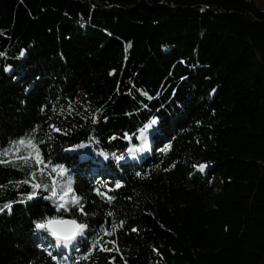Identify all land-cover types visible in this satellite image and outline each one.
I'll list each match as a JSON object with an SVG mask.
<instances>
[{
    "label": "trees",
    "instance_id": "1",
    "mask_svg": "<svg viewBox=\"0 0 264 264\" xmlns=\"http://www.w3.org/2000/svg\"><path fill=\"white\" fill-rule=\"evenodd\" d=\"M0 52V145L26 133L43 141L49 164L36 181L59 187L51 168L62 165L88 213L61 215L86 233L112 231L101 233L111 251L69 247L60 264H264V8L0 0ZM153 118L141 152L138 129ZM27 172L0 165V207L30 190L8 183ZM55 214L40 195L0 212V264H56L54 238L33 228Z\"/></svg>",
    "mask_w": 264,
    "mask_h": 264
},
{
    "label": "snow or ice",
    "instance_id": "2",
    "mask_svg": "<svg viewBox=\"0 0 264 264\" xmlns=\"http://www.w3.org/2000/svg\"><path fill=\"white\" fill-rule=\"evenodd\" d=\"M6 53L0 52V56H4ZM8 70V69H5ZM147 96V93H144ZM43 110V108L41 109ZM100 109H97L98 113ZM106 119V118H105ZM91 122L96 123V115L95 113L91 117ZM157 123L156 118H153L149 124L143 125V127L138 129L139 139L143 141L142 144L136 146L139 151L143 152L148 148V137L146 135L147 130ZM54 131H61V129L57 128L55 125H49ZM31 131H35V128ZM153 140L159 138L160 130L158 128L153 130ZM116 134L109 137L110 140L116 139ZM122 138L130 139L131 136L129 133H123ZM43 141H37V139L33 136H30L28 133L16 138L15 140L9 141L8 146L0 145V165H8L11 164L12 167L17 168L20 171H23L24 168L28 169L26 178L20 181H9L14 188H19L21 184H27L30 187V190L26 193H19L22 197L19 201L8 200L0 207V212L7 210L9 213L12 211V205L14 203H27L28 201L33 200L34 197L40 195L41 198L49 201L52 205V210L55 211V215H44L39 217L38 219L33 221L34 235L44 234V240H47L48 236L54 238L56 244V252L55 254L52 251H48V256L51 257L56 264H60L62 259H66V252L69 247L72 250H78L81 244L86 246V251L89 249L99 248L100 251H111L104 247L102 243V236H109L112 234L108 228H100L99 231L92 230L89 232H85L86 229L89 228V225L83 222H78L77 219H66L61 212H68L71 210H75L76 212L87 216L88 213L84 211V203L82 197L75 194V191L72 187V180H63L64 174L66 170L62 165H56L51 168V172L57 173L61 177V181L59 182L56 179H53L51 185L37 182L36 181V172L40 171L44 172V168L49 164L48 161L44 159V154L41 150L40 144ZM73 148L80 149L84 148L85 145L83 143L76 144L72 146ZM130 152L133 149H129ZM104 155V153H100ZM116 160H120V156H116L114 153L112 154ZM107 158V156H105ZM37 166H40L37 168ZM203 168V166H201ZM137 176H140L141 173L137 172ZM8 185H0V188H6ZM104 187H108L105 185ZM115 188L121 187V181L116 180L114 183ZM43 190V192H41ZM98 196L106 197L107 202L111 203L115 197L108 195L106 192H102L100 188L94 187L92 189ZM109 191L111 189L109 188ZM46 193V194H44ZM94 215V213H93ZM114 215V212H109L108 216L111 217ZM111 223V229L116 230L117 227H123L124 221H118L115 223ZM132 231H136V229H132ZM80 238L79 240L77 238ZM88 237H92L91 243H89ZM111 243H114L112 241ZM43 247L46 251L50 244L41 243L38 245ZM118 251V249H117Z\"/></svg>",
    "mask_w": 264,
    "mask_h": 264
},
{
    "label": "rangeland",
    "instance_id": "3",
    "mask_svg": "<svg viewBox=\"0 0 264 264\" xmlns=\"http://www.w3.org/2000/svg\"><path fill=\"white\" fill-rule=\"evenodd\" d=\"M257 6H259L260 8H264V0H253ZM148 146H149V143H148ZM82 152L85 153V148L82 149Z\"/></svg>",
    "mask_w": 264,
    "mask_h": 264
},
{
    "label": "water",
    "instance_id": "4",
    "mask_svg": "<svg viewBox=\"0 0 264 264\" xmlns=\"http://www.w3.org/2000/svg\"><path fill=\"white\" fill-rule=\"evenodd\" d=\"M66 219H72V218H66Z\"/></svg>",
    "mask_w": 264,
    "mask_h": 264
}]
</instances>
